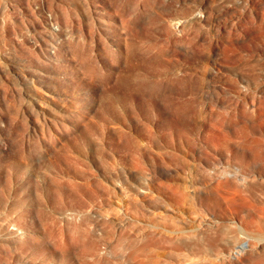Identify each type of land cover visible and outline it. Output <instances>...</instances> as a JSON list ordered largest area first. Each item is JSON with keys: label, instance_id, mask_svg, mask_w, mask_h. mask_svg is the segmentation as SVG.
Listing matches in <instances>:
<instances>
[{"label": "rangeland", "instance_id": "374dc122", "mask_svg": "<svg viewBox=\"0 0 264 264\" xmlns=\"http://www.w3.org/2000/svg\"><path fill=\"white\" fill-rule=\"evenodd\" d=\"M26 1L0 0V231L18 214L29 227L24 243L0 240V263L264 258L227 248L232 234L258 243L264 220L224 199L253 194L264 157V0ZM195 8L204 21L190 20ZM238 82L251 84L247 103ZM220 164L246 185L210 180ZM158 169L183 195L147 188ZM192 178L205 183L186 188Z\"/></svg>", "mask_w": 264, "mask_h": 264}, {"label": "bare ground", "instance_id": "6f19581e", "mask_svg": "<svg viewBox=\"0 0 264 264\" xmlns=\"http://www.w3.org/2000/svg\"><path fill=\"white\" fill-rule=\"evenodd\" d=\"M29 1V0H28ZM28 1H26V4H28V6H29V8H30V5L31 4H29V2ZM25 5V4H24ZM27 9V8H26ZM29 10V9H28ZM203 11L200 9V8H195L194 9V11L192 12V14H191V18H190V20H194V21H196V22H202V21H204L205 19H206V15H203V13H202ZM187 21V20H186ZM186 21H182V20H180V19H178L177 18V20H175V22H174V25L175 26H180V25H184L185 26V23H186ZM10 26V25H9ZM6 29L8 28V27H5ZM10 28V27H9ZM185 28V27H184ZM89 31V30H88ZM11 32V31H10ZM9 32V33H10ZM91 32V31H90ZM89 32V33H90ZM13 33V32H12ZM11 35V34H10ZM91 35V34H90ZM9 36V35H8ZM7 40V39H6ZM10 40V39H9ZM8 40V41H9ZM12 40V39H11ZM11 40H10V42H11ZM7 41V42H8ZM13 41V40H12ZM9 43V42H8ZM12 43H14V42H12ZM13 45V44H12ZM16 68V67H15ZM219 72H224V71H218V70H215V69H210L209 70V77L211 78V79H213V77L215 76V75H217ZM4 73L7 75V76H10V77H12L13 75H16L15 74V72H14V69L12 70V69H10V70H5L4 71ZM176 80V79H175ZM174 80V78H162V79H157V80H155V85L157 86V85H159V86H167V85H171V84H176L177 82V80L175 81ZM145 82V81H144ZM176 82V83H175ZM140 85H143L142 83L140 84ZM236 87H237V96L238 97H240V99H242V102L243 103H247L246 101H247V94L250 92V90L252 89V87H251V84H245V83H242V82H238L237 83V85H235ZM239 99V100H240ZM262 99V98H261ZM258 101V100H257ZM261 102H263V101H261ZM259 104V103H258ZM262 104V103H261ZM227 124V123H226ZM213 125V124H212ZM214 126V125H213ZM226 126V125H225ZM215 127V126H214ZM228 127V126H227ZM217 128V127H216ZM224 128V127H223ZM230 128H228V130H229ZM212 130V129H211ZM214 130V129H213ZM223 130H227V129H223ZM222 132V131H221ZM261 132V131H260ZM223 133H225V132H223ZM262 133V132H261ZM150 134V133H149ZM210 134V133H209ZM212 134V133H211ZM251 138V137H250ZM148 139H151V136H149V138ZM173 139V138H172ZM259 139V138H258ZM258 139H257V141H258ZM262 140H264V138H261ZM260 139V140H261ZM260 140L258 141V142H260ZM208 141H206V139H202V148H204V149H207V148H209L210 147V145L207 143ZM254 142V141H253ZM263 143H264V141H262ZM241 143H243V142H241ZM251 143V142H250ZM200 144V143H199ZM256 144V143H255ZM237 145H239V144H237ZM242 145H244V144H242ZM259 145H260V143H258V149H259ZM262 145V144H261ZM260 145V146H261ZM264 146V145H263ZM239 147V146H238ZM254 149H255V146L253 147ZM263 148V147H262ZM261 149V148H260ZM262 150V152L264 153V151H263V149H261ZM255 153H257L256 151H255ZM259 154H260V152H259ZM261 155V154H260ZM257 157V156H256ZM257 160H256V162L255 163H257L259 166H260V168L259 169H257V171H256V173H253V174H251L250 176L254 179V182H255V190H254V192H253V194L251 195H249L247 192V194L248 195H242L241 194V192H242V190H243V188L239 191V190H237L236 189V191H234L233 190V192H231L228 196H224V199H229V201H231L232 203L234 202H236V204H238V206H237V208L235 209L236 210V212L238 213H241V212H243V211H245L246 209H248L249 208V206L251 207V205H252V207L253 208H255V211H254V213H256V216H258L259 217V219L261 218V219H263L264 220V157L262 156H258L257 158H256ZM199 163H200V166L202 167V169L204 170V171H207V172H209V170H210V168H209V166H212L213 165V161L212 160H208V159H200L199 160ZM215 173L214 174H212V175H214V177H211V179L210 180H212L213 181V179H219V177L221 178H223V181L225 180V182H226V184H228L227 183V180H228V178L227 177H229V178H232V179H230V180H228V181H230V182H232L233 181V183L234 182H236V183H241V184H244V185H246L245 183L247 182V180H248V176L246 175V173L244 172V170L242 169V168H238L237 169V171H230L229 170V167H225V166H223L222 164H220V165H217V166H215ZM165 169H158V175L156 176V179L154 180L153 179V181L152 180H149L148 181V184H147V188L148 189H152V184H156L157 185V187H158V190L160 191V192H162V193H164L166 196L168 195V197H170V198H173V199H177L178 197H177V195L178 196H181V195H183V192L181 193L179 190H173V193L171 194V195H169L168 194V191H167V189H171V187L168 185V183H166V181H164V178H166L167 176H166V174H165V171H164ZM167 172V171H166ZM169 172V171H168ZM230 172H232L231 174H229ZM211 173V172H210ZM168 174V173H167ZM171 174V173H170ZM169 176V175H168ZM171 176V175H170ZM221 178V179H222ZM224 178H226V179H224ZM166 180V179H165ZM204 181V180H203ZM208 181H206V183H207ZM197 183H200V184H202L203 185V183H205V181L202 183V181L200 182V181H198V180H195V179H193L192 178V180H190V183H188L187 185L188 186H186L185 184H186V182H185V184H184V186L187 188H195V186L196 185H198ZM232 183V184H233ZM196 184V185H195ZM231 184V183H230ZM201 185V186H202ZM238 185H240V184H238ZM203 187V186H202ZM216 188H218V186L216 187ZM215 188V189H216ZM201 189V188H200ZM205 189V188H204ZM203 189V190H204ZM190 190V189H189ZM232 190V189H231ZM244 190H245V188H244ZM244 190H243V192H244ZM191 191V190H190ZM189 191V192H190ZM194 191V190H193ZM192 191V192H193ZM198 191V190H197ZM185 192V191H184ZM213 192V191H212ZM215 192V191H214ZM195 193V192H194ZM186 194V193H185ZM191 194L192 193H190V196H191ZM202 194V193H201ZM215 194V193H214ZM193 196H194V194H193ZM197 196H198V194H197ZM204 196H205V194H204ZM199 197V196H198ZM207 197V196H206ZM203 198V197H202ZM210 198V197H209ZM216 198V197H215ZM218 198V197H217ZM219 199V198H218ZM206 200V199H205ZM220 200V199H219ZM226 201V200H225ZM227 202V201H226ZM200 203V202H199ZM228 203H230V202H228ZM231 204V203H230ZM205 205V204H204ZM225 206V205H224ZM205 207H207V206H205ZM229 207V206H228ZM208 208V207H207ZM232 208V207H231ZM252 208V209H253ZM173 209V208H172ZM172 209H169L170 211L172 210ZM202 209V208H201ZM204 209V208H203ZM209 209V208H208ZM225 209V208H224ZM228 209V208H227ZM250 209V208H249ZM232 210V209H231ZM206 211V210H205ZM205 211H203V212H205ZM251 211V210H250ZM201 212H202V210H201ZM233 213V212H232ZM205 214V213H204ZM19 216H18V220L19 221H16L15 219H8V220H5V221H3L2 223H4V227L1 229V231H0V240L1 241H7L6 243H11V244H16V243H18V242H22V243H24L23 241H25V234L27 233V231L29 230V227H27V223H26V220H25V217H24V215L23 214H18ZM240 216V215H239ZM255 216V215H254ZM255 216V217H256ZM198 217H199V219H200V222H202V220L204 219H202V216L200 215H198ZM197 217V218H198ZM256 219H257V217H256ZM217 221V219H214L213 218V222L214 221ZM258 220V219H257ZM256 222H258V221H256ZM234 226H235V228H237L238 230H240V231H243V226H242V224L240 223V221H232L231 222ZM231 224V225H232ZM1 225V224H0ZM257 225V224H256ZM253 226V225H252ZM258 226V225H257ZM231 227V226H230ZM260 229H264V226L261 228V226L259 225L258 226ZM1 228V227H0ZM256 229H258V228H256ZM180 230V228L178 227V226H175V227H173V231H179ZM258 231V230H257ZM263 232V233H262ZM259 233V232H258ZM260 235L259 236H257V240H258V243H256V242H254L253 244L249 241V240H241V235L240 234H237V235H234V234H232V235H228L227 236V238H226V244H227V248H230V250H235V252H241V251H243V250H248V251H252V252H263V249H264V235H261V234H264V231H261L260 233H259ZM259 256H261V255H259ZM258 256V257H259ZM259 259V258H258ZM259 262H257V264H264V258L262 257V258H260L259 260H258ZM6 263H8V262H6ZM5 263V264H6ZM0 264H2V263H0ZM8 264H10V263H8ZM17 264H34L33 262H32V259H30L29 257H25V258H20L19 260H18V263Z\"/></svg>", "mask_w": 264, "mask_h": 264}]
</instances>
